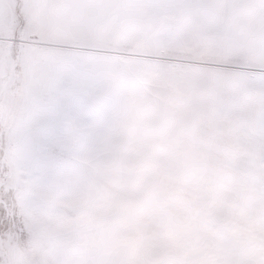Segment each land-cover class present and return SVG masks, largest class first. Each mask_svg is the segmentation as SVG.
I'll use <instances>...</instances> for the list:
<instances>
[{
	"label": "rangeland",
	"instance_id": "1",
	"mask_svg": "<svg viewBox=\"0 0 264 264\" xmlns=\"http://www.w3.org/2000/svg\"><path fill=\"white\" fill-rule=\"evenodd\" d=\"M0 264H264V0H0Z\"/></svg>",
	"mask_w": 264,
	"mask_h": 264
}]
</instances>
